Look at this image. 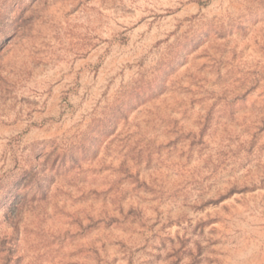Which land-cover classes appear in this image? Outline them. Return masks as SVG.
Here are the masks:
<instances>
[{"label":"rangeland","instance_id":"374dc122","mask_svg":"<svg viewBox=\"0 0 264 264\" xmlns=\"http://www.w3.org/2000/svg\"><path fill=\"white\" fill-rule=\"evenodd\" d=\"M0 264H264V0H0Z\"/></svg>","mask_w":264,"mask_h":264}]
</instances>
